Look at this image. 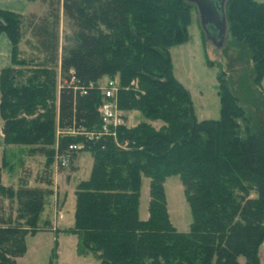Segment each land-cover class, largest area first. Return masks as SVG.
<instances>
[{
  "label": "trees",
  "instance_id": "16d2710c",
  "mask_svg": "<svg viewBox=\"0 0 264 264\" xmlns=\"http://www.w3.org/2000/svg\"><path fill=\"white\" fill-rule=\"evenodd\" d=\"M28 2H37L43 12L0 11V34L11 47L10 65L0 69L2 168L15 162L13 149L23 150L25 157L41 156L43 163L32 179L36 185L30 186L28 169L16 160L20 174L14 196L21 200L14 219L22 223L11 226L10 215L1 212L0 264H16L25 254L24 238L39 231V217L53 193V166L73 168L80 153L87 154L91 166L73 192L69 232L76 237L78 255H89L97 264H259L264 121L256 117L264 111V94H259L264 3L225 1L221 51L227 62L217 78L220 116L196 121L187 91L172 76L168 54L186 39L191 4ZM25 34L32 52L26 58L19 49ZM108 81L116 82L118 110L143 121L110 127L114 137L89 139L86 134L101 130L98 107ZM72 145L80 147L68 150ZM173 175L179 176L190 209L186 233L168 220L163 183ZM141 177L148 179L144 221L137 216Z\"/></svg>",
  "mask_w": 264,
  "mask_h": 264
},
{
  "label": "rangeland",
  "instance_id": "374dc122",
  "mask_svg": "<svg viewBox=\"0 0 264 264\" xmlns=\"http://www.w3.org/2000/svg\"><path fill=\"white\" fill-rule=\"evenodd\" d=\"M255 1L264 3V0ZM32 5L33 13L36 15L43 12V7L37 2H33ZM61 29H63L62 22L60 23ZM202 35L203 31L199 25L197 12L193 7L189 11L185 41L168 49L171 72L173 78L187 91L195 120H217L220 116L217 78L225 70L227 58L221 50L213 48L209 42L204 41ZM26 41L27 44H25ZM28 43L29 37L28 34H25L19 44L24 58L32 54ZM259 90V94L263 95L264 78L260 82ZM249 91H251V96L255 94L253 87L249 88ZM242 106L247 109V112L253 111L252 106ZM262 111L261 109L260 112L258 111L256 118L264 121V111ZM120 112L127 126L143 121L134 112L126 113L121 110ZM157 124L158 122L153 123L154 126ZM56 135L57 133H55ZM21 151L23 150H12L15 162L6 169L5 185L1 186L3 189H0V205L4 208L6 217L8 214L10 215L9 224L11 226L22 223L21 220L17 222L14 219L18 215L19 201L21 200L14 196L16 191L15 176L20 174L15 163L18 160L23 161L24 168L28 169L30 173V186L36 185L32 179L41 170L43 163L41 156L34 154L25 157L24 152ZM72 163L73 168L68 166L57 169L53 166V193L47 199L39 217L37 223L39 231L31 236H25V254L21 258L15 259L16 264H97L91 256L77 254L76 237L69 232L73 222L74 187L79 180H85L88 177L91 166V161L86 153H80L74 157ZM7 191L11 192L7 193ZM163 191L170 224L177 232L186 233L191 222V214L179 176L167 177L163 183ZM148 201V179L141 177L137 206V216L141 221L147 218ZM258 259L259 264H264V241L259 247Z\"/></svg>",
  "mask_w": 264,
  "mask_h": 264
},
{
  "label": "water",
  "instance_id": "95a60500",
  "mask_svg": "<svg viewBox=\"0 0 264 264\" xmlns=\"http://www.w3.org/2000/svg\"><path fill=\"white\" fill-rule=\"evenodd\" d=\"M197 12L199 25L205 41L221 50L226 41V21L224 4L226 0H184Z\"/></svg>",
  "mask_w": 264,
  "mask_h": 264
},
{
  "label": "built area",
  "instance_id": "2783aa9c",
  "mask_svg": "<svg viewBox=\"0 0 264 264\" xmlns=\"http://www.w3.org/2000/svg\"><path fill=\"white\" fill-rule=\"evenodd\" d=\"M91 85H88L90 88ZM81 95L86 94V89L78 88ZM116 91L117 86L115 81H108L104 86L101 87V96L102 102L98 107V113L102 121L101 130L98 134H86L87 138H95L100 135L112 136L114 133L109 129L115 128L117 126H125L124 117L121 115V112L116 106ZM73 133V132H71ZM95 135V136H94ZM80 146H68V150L78 149ZM60 166L65 167L67 160L62 158L60 159Z\"/></svg>",
  "mask_w": 264,
  "mask_h": 264
},
{
  "label": "crops",
  "instance_id": "0c3cea01",
  "mask_svg": "<svg viewBox=\"0 0 264 264\" xmlns=\"http://www.w3.org/2000/svg\"><path fill=\"white\" fill-rule=\"evenodd\" d=\"M0 11L14 13L16 15H27L33 13V5L28 0H0ZM35 14V13H34ZM11 47L8 39L4 34H0V69L8 67L11 60ZM1 129V121H0ZM3 142L0 133V186L5 185L7 170L2 168ZM16 180V176H15ZM16 183V182H15ZM0 214L4 213V208L0 205Z\"/></svg>",
  "mask_w": 264,
  "mask_h": 264
}]
</instances>
